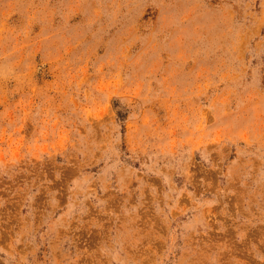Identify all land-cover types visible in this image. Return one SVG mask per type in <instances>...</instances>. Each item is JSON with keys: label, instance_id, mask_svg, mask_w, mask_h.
<instances>
[{"label": "rangeland", "instance_id": "rangeland-1", "mask_svg": "<svg viewBox=\"0 0 264 264\" xmlns=\"http://www.w3.org/2000/svg\"><path fill=\"white\" fill-rule=\"evenodd\" d=\"M0 264H264V0H0Z\"/></svg>", "mask_w": 264, "mask_h": 264}]
</instances>
